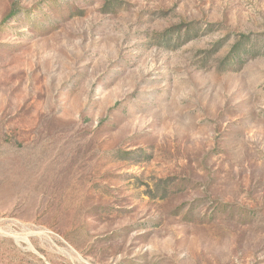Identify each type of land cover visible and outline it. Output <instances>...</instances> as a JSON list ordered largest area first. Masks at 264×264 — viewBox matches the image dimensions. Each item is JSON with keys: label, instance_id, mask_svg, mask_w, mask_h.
Segmentation results:
<instances>
[{"label": "rangeland", "instance_id": "obj_1", "mask_svg": "<svg viewBox=\"0 0 264 264\" xmlns=\"http://www.w3.org/2000/svg\"><path fill=\"white\" fill-rule=\"evenodd\" d=\"M0 264H264V0H0Z\"/></svg>", "mask_w": 264, "mask_h": 264}]
</instances>
